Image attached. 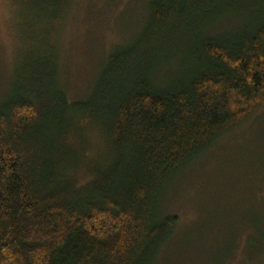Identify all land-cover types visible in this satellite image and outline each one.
I'll use <instances>...</instances> for the list:
<instances>
[{
  "label": "trees",
  "instance_id": "1",
  "mask_svg": "<svg viewBox=\"0 0 264 264\" xmlns=\"http://www.w3.org/2000/svg\"><path fill=\"white\" fill-rule=\"evenodd\" d=\"M19 3L39 47L30 36L0 103V264H164L179 224L161 215L166 188L264 108V15L211 36L254 0H152L143 32L71 102L52 44L72 0Z\"/></svg>",
  "mask_w": 264,
  "mask_h": 264
},
{
  "label": "rangeland",
  "instance_id": "2",
  "mask_svg": "<svg viewBox=\"0 0 264 264\" xmlns=\"http://www.w3.org/2000/svg\"><path fill=\"white\" fill-rule=\"evenodd\" d=\"M151 1L72 0L64 23L56 25L58 41L51 43L59 84L71 102L87 100L112 50L134 43L143 32ZM19 2L0 0V103L23 72L30 36L33 50L39 47L38 18L21 16L25 5ZM253 6V15H264V0H254L247 11L226 15L208 34L243 29ZM28 25L37 30L24 32ZM176 64L164 68L162 78L177 71ZM160 211L179 219L164 264H264V108L177 176L165 190Z\"/></svg>",
  "mask_w": 264,
  "mask_h": 264
}]
</instances>
